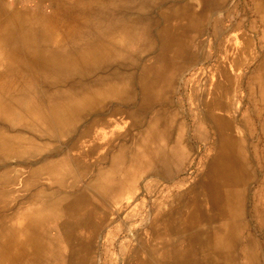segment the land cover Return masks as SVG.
<instances>
[{
    "label": "bare ground",
    "instance_id": "6f19581e",
    "mask_svg": "<svg viewBox=\"0 0 264 264\" xmlns=\"http://www.w3.org/2000/svg\"><path fill=\"white\" fill-rule=\"evenodd\" d=\"M14 1L0 0V160L26 157L37 166L23 185L21 168L0 174V264H47L49 242L58 250L78 229L87 232L76 264H95V242L110 214L123 208L120 196L132 198L141 177L157 172L167 178L189 161L183 128L176 136L173 130L175 116L149 119L135 104L134 68L155 48L154 13L160 8L161 16L176 20L141 76L140 85L152 90L145 107L168 96L175 74L203 50L198 34L207 14L196 12L192 0H176L175 8L168 0H117L102 8L93 5L99 0H30L33 7ZM45 1L48 13L40 9ZM111 65L118 69L110 71ZM212 77L210 98L199 97L192 108L207 129L202 169L189 186L169 190L180 206L156 210L124 264H264V241L253 232L258 227L264 236V62L250 77L256 105L244 114L236 113L233 98L242 76L220 63ZM109 99L119 100L114 111L123 118L107 116ZM89 114L100 117L90 133L70 142L71 155H43L52 153L54 137L57 146L65 144L60 139ZM251 140L255 148L248 153ZM30 189L33 196L16 207L15 199Z\"/></svg>",
    "mask_w": 264,
    "mask_h": 264
},
{
    "label": "rangeland",
    "instance_id": "374dc122",
    "mask_svg": "<svg viewBox=\"0 0 264 264\" xmlns=\"http://www.w3.org/2000/svg\"><path fill=\"white\" fill-rule=\"evenodd\" d=\"M10 2H12V4L15 3L13 0H7L8 5L11 4ZM117 2V0H99L95 1L93 5L102 8V5L104 4L114 6ZM176 2V0H168V4L172 5L173 8L178 6L175 4ZM186 2L187 0H185L184 3ZM19 3L20 6L26 4L31 7H33L34 4L30 0H21ZM191 4L193 5L194 10L200 15L207 14V17L204 20L205 23L203 30L198 34L199 42L204 47L203 50L195 54L194 59L183 65V67L175 74V81L172 89L173 92L171 91L168 96L165 94L164 96L157 98V100H153L151 105L149 104L146 107L143 105L152 90L147 91V89L140 85L141 76L145 67L148 64H151L157 55H159L161 47L165 42L163 35L164 30L169 28L170 22L173 24V21L176 20L174 18L161 16L160 8H157L154 13L156 32L153 35V43L155 48L144 53L142 61L138 62L134 68L133 74L134 83L136 82L134 84L135 104L140 108V113L145 114L146 118L149 119L156 115H163L164 119L162 122L167 119L166 117L175 116L173 130L176 136L179 128H183L182 136L186 144L189 146L188 150H186V153L189 155V161L176 175L166 178V176L164 177L156 172L155 174L145 175L143 178H140L139 188L137 187L135 193V196L138 198L136 199L132 197L121 200L120 203L124 204L121 211H119L120 213H117V216L115 214H110L108 222L103 224V227L101 228L102 230L99 233L100 235L95 242V264H124L125 259L131 254V248H129V245L137 247L141 233H145L149 229L148 227L151 223V218L156 212H158L156 210H166L167 205H165V203L168 201L166 197L168 196L167 194L169 193V190L177 189L179 185L182 188L189 186L198 171L202 169V165H200L201 155L207 150L209 144H207V140L201 138V135L206 133L207 129L205 128L206 126L203 125V122L197 121L192 108L196 106L195 101L199 99V97L205 96V99L210 98L213 82L211 79H214L212 76L214 69L218 68V64L222 63L228 68L229 72L242 76L241 84H237L234 91L235 95H233L234 101L237 105L236 113L244 114L247 110H251V108L256 105L258 97H249L248 92L250 87V77L256 73L259 66L264 62V0H223L221 2L219 0H192ZM40 6V9H42L43 12L48 13L51 11L48 1L41 2ZM55 6L56 4H53V7ZM111 19H113V17H111ZM174 25L175 24L172 26ZM86 26L84 25L83 28L88 30L89 27L88 25ZM237 57H241L243 62L236 66L235 59ZM122 66L128 68L125 64ZM114 69H118V67L116 65H111L110 71H115ZM254 89L258 92L259 86L254 87ZM115 108L121 109V103L117 99H109L108 106L105 109L107 116L110 118H123L122 113L114 111ZM99 117L100 115L89 114L85 120L80 122L77 129L71 130V133L68 136H64L60 139V141L62 140L64 143L68 140L69 142L67 141L65 143L66 145L61 144L60 147L57 146L54 137L52 142L53 145H51L55 150L53 149L52 153L43 151V155H51L57 159L67 158L71 155L73 145L76 143L77 139L83 134L90 133L92 131L90 129L91 125H93ZM143 129H139V131L142 132ZM134 131L137 133L138 130ZM70 142H72L73 145ZM254 142L250 143L248 153H251L254 150ZM263 146V144L260 145V147ZM116 147L117 146H114L108 152L106 157L107 160L102 164H108L106 162H109ZM38 157H40V155ZM6 160L7 161L5 162L0 160V174L3 169L8 166H13L15 169L21 168L23 174L21 173L17 178V181L21 182V185H23L32 166H37V164L31 166V161H25L28 160L26 157H12ZM74 167L77 169L78 166L74 165ZM88 177L90 178V176L83 178L82 185L89 181ZM255 184L256 181L253 180L251 187ZM54 187L56 188L59 186L55 184ZM32 190L34 189H30L24 196H18L15 199L16 207H18L23 200L25 201V198L27 200L33 196ZM27 194L30 195L27 196ZM249 198L251 200L250 193ZM129 203H131V205H129ZM247 204L249 208L250 203L248 202ZM15 210H17V208ZM253 232L263 243V231L258 227H254ZM131 235H133V237Z\"/></svg>",
    "mask_w": 264,
    "mask_h": 264
},
{
    "label": "crops",
    "instance_id": "0c3cea01",
    "mask_svg": "<svg viewBox=\"0 0 264 264\" xmlns=\"http://www.w3.org/2000/svg\"><path fill=\"white\" fill-rule=\"evenodd\" d=\"M169 195L170 192L168 193ZM167 196L166 198L170 200V202L168 203V201L165 203V205H175V206H180V202L173 200V197ZM122 199L124 198H131L128 195H121L120 196ZM133 198H138L137 196H133ZM176 199V198H175ZM167 209V208H166ZM57 230L55 229H50L49 230V235H55V232ZM72 232H74V239L72 240V242H68V243H63L61 244L60 248L55 247L54 243L49 242L48 248L50 250V252L48 253V257H47V264H76L77 261L81 260L82 258V249L80 248V246L77 247V245L81 244L83 241V236L86 235L87 231L78 229V230H72ZM56 249V253H53V251H55ZM138 256L137 259L139 258V249H138ZM135 257V258H136Z\"/></svg>",
    "mask_w": 264,
    "mask_h": 264
}]
</instances>
